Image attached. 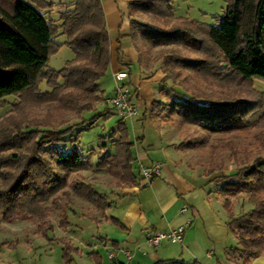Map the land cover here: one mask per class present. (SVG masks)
I'll use <instances>...</instances> for the list:
<instances>
[{
    "label": "trees",
    "instance_id": "obj_1",
    "mask_svg": "<svg viewBox=\"0 0 264 264\" xmlns=\"http://www.w3.org/2000/svg\"><path fill=\"white\" fill-rule=\"evenodd\" d=\"M172 0H129L130 34L141 31L142 40L152 45L179 44L191 50L190 55H168L181 67L225 84L243 87L246 96L224 100L202 99L198 95L176 93L171 102V120L182 124H197L211 132L245 129L248 117L263 107L264 93L255 90L253 79L264 80V0H226L227 6L218 24H204L182 19L169 27L145 23L133 13L146 12L166 16L173 10ZM48 0H0V107L9 96L49 101L65 88L61 100L80 112L93 111L94 103L104 99L105 90L99 80L106 75L111 61V37L105 22L101 0H76L73 9L60 14L63 20V43L73 49L75 57L59 70L48 68L51 53L61 44L55 41L59 27L49 20ZM124 67L127 66L123 63ZM121 70H126L123 68ZM169 70L164 81L173 78ZM62 79V81H60ZM46 80L51 91H41ZM74 94V96L70 95ZM84 100L83 103H80ZM156 105L165 107L162 101ZM107 114V107L79 124L62 130L48 127H29L27 130L6 131L0 134V221H10L26 215L39 223L48 221L52 212L48 201L55 206L59 193L70 195L66 187L94 203L105 212L110 204L91 183L84 181L79 171L87 166V155L75 141H69L81 124L91 128L99 117ZM176 116H175V115ZM255 124L264 126V112ZM82 130H78L81 133ZM119 138L113 154L102 138L98 167L116 179L117 187L135 184L144 177L134 170L133 141L126 121H118ZM67 138V139H66ZM62 143V144H61ZM205 141L184 139L181 147ZM61 145L55 152V162L48 157V146ZM77 173L71 181V175ZM218 193L224 206L233 211L232 198L237 194L255 195V204L228 223L238 237L229 250L230 258L241 264H251L264 251V156H258L240 166L235 173L215 177ZM68 223L63 219L62 224ZM49 223V228H51ZM43 227L39 224V230ZM63 244L64 258L70 262L79 249L67 238H57ZM89 255L101 264V257ZM154 264H186L182 261L157 260ZM193 264H202L195 261Z\"/></svg>",
    "mask_w": 264,
    "mask_h": 264
},
{
    "label": "rangeland",
    "instance_id": "obj_2",
    "mask_svg": "<svg viewBox=\"0 0 264 264\" xmlns=\"http://www.w3.org/2000/svg\"><path fill=\"white\" fill-rule=\"evenodd\" d=\"M48 1L52 3V6L51 8H46V15L51 22L59 27L58 34L55 36V41L61 44L57 51L51 53L48 68L59 70L75 57L73 49L63 44L66 41V36L62 32L63 20L60 18V14L66 10L73 9L76 0ZM171 5L173 10L166 16H159L146 12H136L133 13V15L138 21L160 24L164 27H169L174 22L182 19L208 25L218 24L226 9L227 1L172 0ZM132 38L139 53L145 74L148 75V78L161 81L159 83L162 88L160 101L165 104V107L162 108L159 105L153 104L151 108L152 114L155 113V115L162 117V120L166 122V126H168L167 128L170 130L169 133L179 138L180 142L184 139L198 142L200 140L205 141L204 144L197 143L194 146L183 147L189 150L187 157L190 158L191 163L204 169V172L211 175V177H218L221 175L233 174L245 163L251 162L258 156H264V126L255 124L258 117L264 112V103L261 109L248 117L247 120L249 125L245 129L227 132H211L197 124L189 122L182 124L176 120V118L175 120H171L170 116L172 113L170 105L173 99H175L176 93L198 95L202 99L218 101L233 97L244 98L246 92L243 87L225 84L211 77H204L199 73L181 67L171 58L167 59L168 55H170V57L171 55L177 54L183 56L190 55L191 50L183 45H152L151 43H145L142 40L141 31L139 29H134ZM170 69L175 75L173 78L164 81V77ZM115 74L112 76L109 71L99 80L101 88L105 90L104 99L93 104V111L85 110L80 112L74 107H70L64 99L61 100L62 93L65 95V93L69 92L70 88H65L62 93L57 92L56 98L49 101H39L34 97H29L28 99L19 96L7 97L6 103L0 107V134H4L7 130H27L29 127H48L55 130H62L71 125H76L85 121L83 117L90 118L94 113L102 111L107 107V114L99 117L91 128L82 130L84 127L88 126V124H81L74 130L73 136L67 135L66 137H70L69 141H71V139L75 141V138L78 137L77 139L80 141L77 142L76 140L75 143L79 144L84 154L87 155V166L85 170L79 171L80 176H82L85 182L91 183L93 186L92 180H97L96 182L104 186L102 189H104L107 194H110L112 186H117L116 179L114 177V179L109 178L110 174L108 172L99 171L100 174H96L98 172L96 168L98 167L99 156L102 154V147H100L102 138L105 139L110 146L108 152L112 151V148H114L119 138L118 131L115 129L118 126V121L126 120L119 118L115 107L107 101L115 92V87L117 85ZM60 81H62V79ZM252 87L264 93V80L259 78L253 79ZM40 89L41 91H51L52 87L48 85L46 80H43L40 83ZM70 95L74 96V94ZM137 100L138 99H136V101L133 100L136 106V112L127 119H134V117L138 115ZM83 102L84 100H81L80 103ZM129 125L131 130H133L130 121ZM78 130H82L81 133L78 132ZM61 147L63 146L58 144L48 146V157L54 161L55 152ZM110 154H113V151L110 152ZM152 166L141 165L138 167V173L145 178L144 170ZM76 177L77 173L75 172L71 175V181L76 179ZM1 181L2 178L0 177V182ZM218 183H223V181H218ZM66 189L70 191V195L60 192L58 194L59 199L56 200L58 203L55 206L53 202L48 201V204L52 208L48 221L45 220L39 223L26 217H29V215L17 217L10 221H0V248L4 247L3 252L6 263L80 264V256L78 255L76 260L74 258L70 262L64 258L63 244L57 240V238L64 237L63 235L74 237V234L80 233L78 231L79 227L74 224H62V221L63 219L68 220V216H66L67 212L71 215V218L74 216V212L68 210L70 204L72 205V209L74 207L77 211L81 210V208L85 211H89L88 208L92 210L94 207L97 209L100 208L95 206L91 201L75 193L70 183ZM255 200V195L246 192L237 194L232 198V215L237 216L249 211L254 206ZM89 214H92V212ZM49 223L52 225L51 228H49ZM39 224L43 227L42 230H39ZM88 225H83L84 229L89 232L92 231L95 234L98 230L102 229V227L95 222L93 225H90V223ZM108 225L110 226L105 228L108 231L111 229L110 227L117 228L111 222Z\"/></svg>",
    "mask_w": 264,
    "mask_h": 264
},
{
    "label": "crops",
    "instance_id": "obj_3",
    "mask_svg": "<svg viewBox=\"0 0 264 264\" xmlns=\"http://www.w3.org/2000/svg\"><path fill=\"white\" fill-rule=\"evenodd\" d=\"M101 1L111 37V61L107 73L110 71L114 76L126 68L129 73L126 82L132 98L134 101L138 99V115L125 120L133 141L134 170L138 174L139 166L159 163L160 174L153 179L143 178L135 184L112 186L110 194L97 180H92L110 206L105 212L95 207L93 210L87 207L89 211L83 208L77 211L71 204L68 206V210L74 212L72 218L66 213L68 224L79 227L80 233L74 237L63 236L78 247L75 260L78 255L80 264H97L89 255L94 252L101 257V264H154L157 260L186 264L195 261L241 264L229 255V250L237 245L238 237L228 225L233 212L226 210L224 197L218 193L219 183L213 181L215 176L211 177L191 163L187 157L189 150L181 147L180 139L169 133L162 117L151 112L152 105L161 100V81L148 78L144 72L130 34L129 0ZM123 63L127 66L124 67ZM115 150L116 146L112 148L113 153ZM96 170V174L107 172L105 167ZM94 222L102 227L96 234L84 229L83 225H93ZM110 222L117 228L106 230ZM181 225L186 226L182 242L164 240L159 246L148 242L153 232L170 231ZM3 250L4 247L0 248V264H11L6 263ZM111 254L113 258H110ZM251 264H264V252Z\"/></svg>",
    "mask_w": 264,
    "mask_h": 264
},
{
    "label": "built area",
    "instance_id": "obj_4",
    "mask_svg": "<svg viewBox=\"0 0 264 264\" xmlns=\"http://www.w3.org/2000/svg\"><path fill=\"white\" fill-rule=\"evenodd\" d=\"M117 85L112 97L107 99L116 109L117 116L122 119H127L136 112V106L133 103L132 91L126 80L129 73L126 70H119L115 74ZM145 178L152 179L160 174V165L156 163L152 167L144 170ZM186 226L181 225L170 231H155L148 237V242L153 246H159L164 240L172 242H182L185 235ZM113 258V254L110 255Z\"/></svg>",
    "mask_w": 264,
    "mask_h": 264
}]
</instances>
